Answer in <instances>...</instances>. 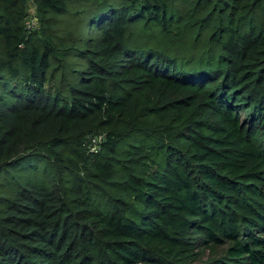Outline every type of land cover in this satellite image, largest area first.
<instances>
[{
  "label": "trees",
  "instance_id": "16d2710c",
  "mask_svg": "<svg viewBox=\"0 0 264 264\" xmlns=\"http://www.w3.org/2000/svg\"><path fill=\"white\" fill-rule=\"evenodd\" d=\"M0 264H264V0H0Z\"/></svg>",
  "mask_w": 264,
  "mask_h": 264
},
{
  "label": "rangeland",
  "instance_id": "374dc122",
  "mask_svg": "<svg viewBox=\"0 0 264 264\" xmlns=\"http://www.w3.org/2000/svg\"><path fill=\"white\" fill-rule=\"evenodd\" d=\"M29 18L27 20V22L31 23V24H36V20L35 19V10L32 7V5H29ZM227 246H216L213 248L212 251H207L205 253V256L203 257V259L201 261H205V259L209 258V257H219L222 256L223 252H225ZM214 251V252H213Z\"/></svg>",
  "mask_w": 264,
  "mask_h": 264
},
{
  "label": "built area",
  "instance_id": "2783aa9c",
  "mask_svg": "<svg viewBox=\"0 0 264 264\" xmlns=\"http://www.w3.org/2000/svg\"><path fill=\"white\" fill-rule=\"evenodd\" d=\"M34 20H35V19H34ZM27 28L34 29V28H37V27H36V24H31V23L27 22ZM99 138H100V137H99ZM99 138H98V139H99ZM101 140H102V138L99 139V141H101Z\"/></svg>",
  "mask_w": 264,
  "mask_h": 264
}]
</instances>
